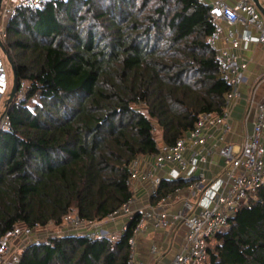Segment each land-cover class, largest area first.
<instances>
[{
    "label": "trees",
    "instance_id": "1",
    "mask_svg": "<svg viewBox=\"0 0 264 264\" xmlns=\"http://www.w3.org/2000/svg\"><path fill=\"white\" fill-rule=\"evenodd\" d=\"M198 0H52L18 7L4 45L19 77L0 132V242L17 224L96 222L134 196L132 164L174 145L231 86ZM39 99L30 108L28 103ZM143 106L145 110H140ZM163 180L153 203L189 185ZM140 213L117 241L87 234L24 248L19 264H128ZM210 264H264V188L215 237Z\"/></svg>",
    "mask_w": 264,
    "mask_h": 264
},
{
    "label": "built area",
    "instance_id": "2",
    "mask_svg": "<svg viewBox=\"0 0 264 264\" xmlns=\"http://www.w3.org/2000/svg\"><path fill=\"white\" fill-rule=\"evenodd\" d=\"M47 1L52 0H19L10 9L2 8V42L6 34V29L2 27L3 18L9 23L18 7L39 6ZM198 1L210 8L214 32L209 41L218 53L221 76L232 88L226 95L224 110L220 114H201L195 128L176 144L161 145L156 155L135 160L130 179L135 192L142 185H149L151 197L157 193L163 180H186L190 182L189 194L179 199L180 206L176 210H170V203L174 197H179L180 189L156 203H150L144 210L134 208V196L120 210L102 221L86 222L80 220L77 214H70L60 225L61 233L49 237L87 234L91 238L110 239L111 234L104 228L106 223L125 219L122 235L129 221L136 213H140L129 240L131 250L128 264H137L136 238L149 225L157 230H171L178 226L185 228L183 243L169 264H208L215 237L227 231L240 209L256 199L257 191L264 188V96L259 101L254 98L251 100L256 106V116L252 131L244 136L242 145L237 147L226 143L225 138L231 130L229 108L233 100L242 97L240 87L246 80V64L240 63L232 53L217 49V43L222 40L235 47L241 45L244 49L252 44L264 43V14L253 0H236L233 4L228 0ZM259 1L264 7V0ZM12 85V70L7 55L0 47V132L11 127L5 105ZM24 88L23 85L18 91L17 101L24 98ZM215 154L223 160L222 173L215 178H208L206 168ZM40 228L17 224L3 236L0 242V264H19L21 253H16L13 243L23 240L30 241L31 245L44 241L40 238ZM150 250L156 257L160 253L157 245H152Z\"/></svg>",
    "mask_w": 264,
    "mask_h": 264
},
{
    "label": "crops",
    "instance_id": "3",
    "mask_svg": "<svg viewBox=\"0 0 264 264\" xmlns=\"http://www.w3.org/2000/svg\"><path fill=\"white\" fill-rule=\"evenodd\" d=\"M235 1L228 0L231 4L235 3ZM7 26L8 23L4 19L2 27L6 29ZM217 49L221 52L232 53L240 63L246 64V80L240 87L242 97L238 100H233L230 105L231 130L225 138L226 143L240 147L244 136L252 131L256 116V106L251 103V100L254 98L255 101H259L264 96V43L252 44L248 49H244L241 45L235 47L231 43L222 40L217 43ZM222 167L223 160L221 157L218 154L213 155L206 168L208 178H215L221 175ZM142 186L136 192L134 191L136 197L134 208L137 210H144L148 208L150 203L153 204L150 196V186L147 184ZM177 189H180L179 197L173 198L174 200L170 203V210L179 208V199L189 194L188 185ZM121 223L122 221L119 222V224ZM58 228L61 229V226L56 227V229ZM184 235V227L178 226L171 230H157L152 225H149L136 238L137 264H169L173 255L183 243ZM152 245H157L160 249L157 257L151 253Z\"/></svg>",
    "mask_w": 264,
    "mask_h": 264
},
{
    "label": "rangeland",
    "instance_id": "4",
    "mask_svg": "<svg viewBox=\"0 0 264 264\" xmlns=\"http://www.w3.org/2000/svg\"><path fill=\"white\" fill-rule=\"evenodd\" d=\"M18 2H19V0H4L2 8L3 9H10V8L16 6L18 4ZM4 19L5 18L2 19V24L4 23ZM3 43H4V40H3ZM38 103H39V99H32L28 103V106L30 108H34ZM138 108L140 110H143V111L145 110V108L143 106H138ZM5 109H6V107H5ZM1 111H2V108H1ZM154 133H155V137L157 139V143L159 144V146L164 145L163 144V139H162V135H163L162 134V130L156 125V123H155V131H154ZM121 221L124 224L126 223L125 219L121 220ZM121 221H117L116 223H114V222L113 223H106V225H104L105 230L109 231V233L111 234V238L110 239L112 241H114V242L117 241L121 237V229L124 227V224L123 225H122V223L119 224V222H121ZM118 224H119V226H118ZM56 227H57V225L51 223V224L47 225L46 227L40 228V231H41V233L39 232L40 233V238L42 240H44V239H48L49 236H51V234H56V233H59V232L61 233V229H59V228L56 229ZM216 243H217V241L215 239L213 241V246L216 245ZM13 245H14V249H15L16 253L20 254V253L23 252L25 247L30 245V241H23V240L15 241L13 243ZM8 264H13V263H11V262L9 263L8 262ZM208 264H210V263H208Z\"/></svg>",
    "mask_w": 264,
    "mask_h": 264
},
{
    "label": "water",
    "instance_id": "5",
    "mask_svg": "<svg viewBox=\"0 0 264 264\" xmlns=\"http://www.w3.org/2000/svg\"><path fill=\"white\" fill-rule=\"evenodd\" d=\"M253 1L255 2L257 7L260 9V11L264 14V7L261 5L260 1L259 0H253ZM3 2H4V0H0V25H1V11H2V7H3ZM0 47L2 48L4 53L7 55V59L9 61V64H10L11 69H12V74H13V85H12V89H11V92L9 94V98L6 101V106H5L6 107L5 111L9 113L10 106L18 95L19 77H18V74L16 72V67H15L10 55L8 54V51L6 50V47H5L4 43L2 42L1 38H0Z\"/></svg>",
    "mask_w": 264,
    "mask_h": 264
}]
</instances>
